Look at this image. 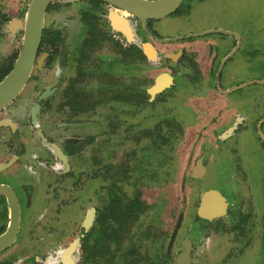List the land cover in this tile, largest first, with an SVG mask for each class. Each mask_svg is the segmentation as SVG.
Here are the masks:
<instances>
[{
  "label": "flooded vegetation",
  "instance_id": "obj_1",
  "mask_svg": "<svg viewBox=\"0 0 264 264\" xmlns=\"http://www.w3.org/2000/svg\"><path fill=\"white\" fill-rule=\"evenodd\" d=\"M206 1L144 22L108 0L48 2L0 108V264H264V36L195 27ZM5 5L0 38L19 44L0 82L25 12ZM167 19L186 29L163 35Z\"/></svg>",
  "mask_w": 264,
  "mask_h": 264
},
{
  "label": "water",
  "instance_id": "obj_2",
  "mask_svg": "<svg viewBox=\"0 0 264 264\" xmlns=\"http://www.w3.org/2000/svg\"><path fill=\"white\" fill-rule=\"evenodd\" d=\"M51 0H29L25 12L8 26L10 32H23L20 53L13 70L0 82V108L10 102L22 89L30 73L40 39L44 10ZM117 3L138 17L158 19L174 12L182 0H108ZM124 5V6H123Z\"/></svg>",
  "mask_w": 264,
  "mask_h": 264
},
{
  "label": "rangeland",
  "instance_id": "obj_3",
  "mask_svg": "<svg viewBox=\"0 0 264 264\" xmlns=\"http://www.w3.org/2000/svg\"><path fill=\"white\" fill-rule=\"evenodd\" d=\"M2 1L3 0H0V4ZM5 1L6 5L3 9H6H4V13L12 18L16 15L15 9L19 6L20 0ZM26 2L27 1H25L22 6H19L16 11L24 12ZM169 21L170 19H167L156 26L165 36L174 35V32L177 30L178 32H181L186 29V27L177 28L172 25L168 26L166 23ZM192 24H194L195 27H216L219 30L224 31H236L243 28L248 35L253 34L257 29H261L264 36V0H207L197 11H195L192 18ZM18 42V38H5L3 41L0 38V58H3L1 56L5 49L6 53L9 54L14 47L18 46ZM3 44H5V46H3ZM248 65H251L252 71L246 72L245 80L254 81V79H256L254 64L252 63ZM248 69L251 68L248 67ZM254 89L255 87L252 85L249 86L246 91L248 94H252ZM175 106H177V104ZM209 183H213L212 177L209 179ZM214 185H217V182H215Z\"/></svg>",
  "mask_w": 264,
  "mask_h": 264
}]
</instances>
